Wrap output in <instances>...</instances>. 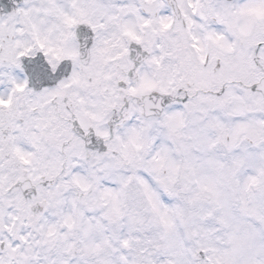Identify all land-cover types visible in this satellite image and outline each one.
<instances>
[{
  "label": "snow or ice",
  "instance_id": "obj_1",
  "mask_svg": "<svg viewBox=\"0 0 264 264\" xmlns=\"http://www.w3.org/2000/svg\"><path fill=\"white\" fill-rule=\"evenodd\" d=\"M0 264H264V0H0Z\"/></svg>",
  "mask_w": 264,
  "mask_h": 264
}]
</instances>
